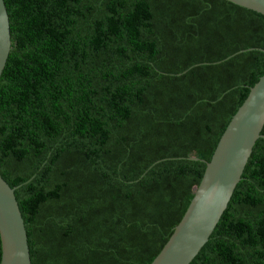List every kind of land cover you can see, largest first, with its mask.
I'll return each mask as SVG.
<instances>
[{"label":"trees","instance_id":"1","mask_svg":"<svg viewBox=\"0 0 264 264\" xmlns=\"http://www.w3.org/2000/svg\"><path fill=\"white\" fill-rule=\"evenodd\" d=\"M4 2L0 175L32 264H150L264 70V18L227 0ZM241 177L189 264H264V136Z\"/></svg>","mask_w":264,"mask_h":264},{"label":"water","instance_id":"2","mask_svg":"<svg viewBox=\"0 0 264 264\" xmlns=\"http://www.w3.org/2000/svg\"><path fill=\"white\" fill-rule=\"evenodd\" d=\"M264 18V0H227ZM9 16L0 0V75L11 51ZM264 126V70L211 150L193 197L150 264H189L205 245L233 195ZM197 159V157H192ZM15 188L0 175V264H32Z\"/></svg>","mask_w":264,"mask_h":264},{"label":"bare ground","instance_id":"3","mask_svg":"<svg viewBox=\"0 0 264 264\" xmlns=\"http://www.w3.org/2000/svg\"><path fill=\"white\" fill-rule=\"evenodd\" d=\"M18 199V198H17ZM24 218V217H23ZM27 230V229H26ZM29 240V239H28Z\"/></svg>","mask_w":264,"mask_h":264}]
</instances>
